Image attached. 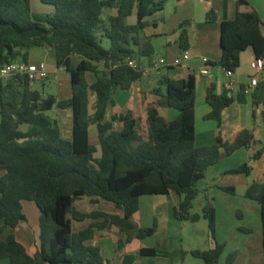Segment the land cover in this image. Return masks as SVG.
Instances as JSON below:
<instances>
[{"label": "trees", "instance_id": "trees-1", "mask_svg": "<svg viewBox=\"0 0 264 264\" xmlns=\"http://www.w3.org/2000/svg\"><path fill=\"white\" fill-rule=\"evenodd\" d=\"M168 1L40 0L41 4L53 7L54 12L38 13L33 10L32 0H0V69L17 61L35 64L32 50H51L56 67L71 73L72 89L70 99L59 101L35 90L24 75L0 85V261L110 264L99 247L87 243L95 238L97 230L104 229L126 234L127 240L119 248L135 239L153 237L156 224L141 228L134 221L145 196L180 197L174 218L192 224L206 220L210 238L216 242V210L209 190L199 188V184L212 167L243 148L254 151L249 162L225 174L250 176L251 164L264 154L253 134L245 130L227 141L219 131L213 145L197 147L195 76L160 78L153 90L160 99L147 108L145 136L132 112L108 118L115 105V90L128 92L143 79L140 60L151 61L155 55L145 30L157 27L151 19L164 12ZM242 6L247 3L241 0L236 18L221 23L218 65L232 74L241 68V56L248 50L252 49L257 59L264 58L263 19L255 10L243 12ZM133 16L137 22L131 25L128 20ZM206 21L218 22L215 11L206 14ZM189 24L181 26L183 51L189 49ZM75 58L79 60L76 65ZM128 58L139 62L140 69L125 63ZM244 90L242 87L237 95L228 90L218 94L216 83H212L205 98L211 112L205 120L216 122L221 128L223 112L235 103L247 102ZM251 99L256 109L261 108L264 124V81ZM160 107L177 111L178 118L165 120L159 113ZM54 109L72 111L70 140L64 138L59 121L48 115ZM116 124H121L122 129L116 130ZM91 126L97 128V144L91 141ZM99 152L101 156L96 157ZM220 189L236 195L235 188ZM200 195L205 199L203 212L193 214ZM84 197L112 203L125 215L82 213L75 203ZM245 197L261 207L264 250V182H254ZM24 202L36 204L41 214L39 245L33 254L13 235L1 239L7 229L17 230L27 220ZM87 220L94 223L84 231L73 232V222ZM99 220L103 222H96ZM224 251L225 245L216 243L214 249L192 251L191 255L203 264H219ZM161 255L166 253L142 249L126 255L123 264ZM235 259L236 254L230 255L227 264H233Z\"/></svg>", "mask_w": 264, "mask_h": 264}, {"label": "crops", "instance_id": "crops-1", "mask_svg": "<svg viewBox=\"0 0 264 264\" xmlns=\"http://www.w3.org/2000/svg\"><path fill=\"white\" fill-rule=\"evenodd\" d=\"M239 1L241 0H181L180 2L178 0H169L164 12L151 19L157 24V27H150L145 30L146 36L151 38L154 49H157L158 45V48L164 50L165 54H161L159 58H154V55L151 61L141 59L140 64L146 69L164 58L170 66L163 69L160 76L154 73L144 76L140 82L134 84L133 88L127 92L129 95L126 94V91L115 90L113 96L115 105L110 108L108 118L113 115L132 112L138 121L147 122L148 106L158 102L160 99L153 94V90L158 86L152 87V81L156 78L160 81V78L164 76L172 80L195 76L197 80L195 109L196 146L201 148L213 145L216 134L219 131L225 140L232 141L236 135L248 130L259 142V147L264 148V124L261 118V108L256 109L253 106L251 96H247L245 104L235 103L223 112L221 128L218 127L216 122L205 120V117L211 112V108L207 105L205 98L207 90L212 83H216L218 94L228 90V85H231L232 90L230 92L237 95L242 90V87L245 89L250 85L251 78L255 76V72L250 68V64L256 58L252 49L242 54L241 68L230 78L226 75L225 70L218 65L221 57V23L232 21L236 18ZM242 1L247 3V6L241 7L243 12L255 10L264 19V0ZM211 10L217 14V23H208L206 21V14ZM128 22L131 25L136 24L137 17L129 18ZM185 22H190L187 27L189 37V49L187 52H189L191 59L181 67H174L172 65L174 61L184 52L181 48L180 37L181 26ZM45 51L47 52L48 50L45 49ZM203 58H208L211 62V79L199 74L200 69L204 67ZM263 81L264 73L260 76V82ZM144 82H147L146 88ZM59 101H62V99ZM93 102H95V98ZM122 106L124 107L122 108ZM116 109L117 112H114ZM158 110L160 115L169 122L176 120L179 116V113H176L173 109L160 107ZM60 112L65 113L68 117L70 114L72 115L71 110H60ZM57 120L61 127L62 116L58 114ZM211 122L214 124L211 125ZM115 127L116 130L122 129L121 124H116ZM147 129L148 125L145 130L147 131ZM61 130L64 138L68 140L72 138V127H66L65 131L61 127ZM95 130L96 133L93 134L91 126L90 136L91 141L97 144V128ZM253 153V150L247 148L238 150L233 156L223 159L219 164L212 167L206 179L199 184L201 189L207 188L209 190V199L216 210V242L211 240L208 229L206 231L208 238H210L208 244L205 245L203 242L204 234H200L199 231L193 234L190 242L187 241L188 231L186 224L189 222H181L174 218V211L179 207L181 199L176 195H170L145 196L141 198L140 211L134 216V221L141 228H152L156 224L157 233L153 237L145 240L135 239L127 243L123 248H119V244L127 240L126 234L121 233L117 229H104L97 230L95 238L89 241L87 245L99 247L105 261L110 264H123L126 255L135 254L142 249H156L166 252V255L165 257H144L134 264H160L161 260H167V264H203V261L194 258L191 252L214 249L216 243L225 245V251L219 264H227L228 258L232 254H236L233 264H264L261 207L256 202L245 197L247 190L254 182H264V154L260 160L251 164L253 171L250 176L225 174L249 162ZM98 154L96 157L101 156V152ZM220 187L235 188L236 195L227 194ZM24 203V214L27 220L21 223L17 230L7 229L5 234L8 237L10 235L15 236L17 241L22 243L33 254L39 245L41 214L36 204L28 202V204L32 205H27V211ZM75 207L78 211L85 214L103 212L120 217L125 215L123 211L117 209L112 203L104 200L93 202L88 197L78 200L75 203ZM29 213L33 217L32 221L29 218ZM201 221L196 224H200ZM96 222L101 223L103 220ZM93 223V220L73 222V232L84 231ZM160 236L165 238V250L160 246L158 240ZM1 239L6 240L2 237ZM0 264H10V262L1 260Z\"/></svg>", "mask_w": 264, "mask_h": 264}, {"label": "rangeland", "instance_id": "rangeland-1", "mask_svg": "<svg viewBox=\"0 0 264 264\" xmlns=\"http://www.w3.org/2000/svg\"><path fill=\"white\" fill-rule=\"evenodd\" d=\"M32 5H33V10L35 12H38V13H52V12H54L53 7L41 4L40 0H32ZM44 50L45 49H34V50H32L30 53L31 59H32V62L35 64H38L39 62H45L47 64L48 70L50 72V76L46 81L36 82L33 85V88L35 90H38V91L44 93L45 95H53L59 100L60 99H62V100L70 99L72 96L71 73H69L63 69H58L55 65V58H54L53 52L51 50L44 52ZM155 50H156V52H155L154 58L155 57L159 58L161 56V54H165L164 50H160L158 48V45H157V49H155ZM78 62H79L78 59L75 58L74 64L76 65ZM143 65H145V63H143ZM90 80L94 81L95 80L94 76L90 75ZM158 81H159V79L156 78L154 81H152L151 86L157 87ZM144 83H145V88H146L147 82H144ZM126 94L129 95L127 92H126ZM93 100H94V97H93L92 103H91V113H93L92 108L94 107ZM123 107L124 106H122V108ZM111 108H113V107H111ZM114 112H117V109L114 110ZM176 113H177V111H176ZM58 114L62 116L61 127H62L63 131L66 130V127L67 128H69V126L72 127V124H71L72 115L71 114L68 117V116H66L65 113H61L60 110H58V109H54L53 111L48 113L49 116H51L52 118H55V119H58ZM139 123L141 126V132L145 136V132H146L145 129L147 128V122L139 121ZM213 124L214 123L211 122V125H213ZM95 129H96V126H92V133L93 134L96 133ZM24 130H26V128H24ZM98 156H99V154H98ZM24 205H25L26 210L28 211L27 205H32V204H28V202H26V203H24ZM204 206H205L204 195H200L194 203V209H193L192 213L193 214H202ZM29 218L31 221L33 220V217H32V215H30V213H29ZM186 225H187V231H188L187 232L188 235H187L186 239L188 242H190V240L193 238V234L196 231H199L200 234H204L203 242L205 243V245L208 244V241L210 240V238H208V236L206 234L207 229L209 230L208 222L206 220L203 219L200 224L187 223ZM7 237H8V235L6 236V234H4L2 236V238H5V239ZM152 239H155V238H152ZM158 240L160 242L161 248L163 250H165L166 243H165L164 236H160V238H158ZM161 252L166 253L164 251H161ZM161 257H165V255H163V256L161 255ZM190 259H192V258H190ZM195 261H197V260H195ZM160 264H167V260H161Z\"/></svg>", "mask_w": 264, "mask_h": 264}, {"label": "built area", "instance_id": "built-area-1", "mask_svg": "<svg viewBox=\"0 0 264 264\" xmlns=\"http://www.w3.org/2000/svg\"><path fill=\"white\" fill-rule=\"evenodd\" d=\"M264 23V19H263ZM191 59L189 52L184 51L181 55L174 61L172 64L174 67H181L185 63H187ZM131 68L139 70L140 65L136 60L128 58L126 62ZM204 67H202L199 71L200 76L212 78L210 72L211 62L208 58H203ZM170 64L166 59H161L158 62L153 63L148 68L143 69L144 76L149 75L150 73H154L158 76L162 75L163 69L169 67ZM250 68L255 72V76L251 78L250 85L245 88L244 93L246 96H251L257 86L260 84V76L264 73V58L257 59L250 64ZM226 75L230 78L232 77V73L225 71ZM27 76L31 83L34 85L36 82L46 81L50 72L48 70L47 64L45 62H41L39 64H31L25 63L22 61L13 62L10 64H6L3 68L0 69V85L7 83L15 76ZM232 90V86L228 85V91Z\"/></svg>", "mask_w": 264, "mask_h": 264}]
</instances>
